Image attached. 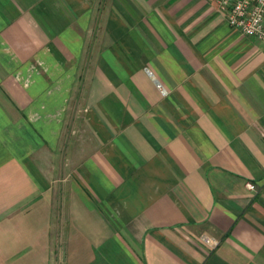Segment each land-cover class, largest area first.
I'll list each match as a JSON object with an SVG mask.
<instances>
[{
	"label": "crops",
	"instance_id": "obj_1",
	"mask_svg": "<svg viewBox=\"0 0 264 264\" xmlns=\"http://www.w3.org/2000/svg\"><path fill=\"white\" fill-rule=\"evenodd\" d=\"M0 264H264V41L215 1L0 0Z\"/></svg>",
	"mask_w": 264,
	"mask_h": 264
},
{
	"label": "built area",
	"instance_id": "obj_2",
	"mask_svg": "<svg viewBox=\"0 0 264 264\" xmlns=\"http://www.w3.org/2000/svg\"><path fill=\"white\" fill-rule=\"evenodd\" d=\"M215 1L220 12L224 13L229 24L246 35H252L264 41V0H208ZM161 91L166 89L158 84ZM249 189L256 191L257 186L252 181L247 182ZM204 239L216 247L219 240L205 236Z\"/></svg>",
	"mask_w": 264,
	"mask_h": 264
}]
</instances>
